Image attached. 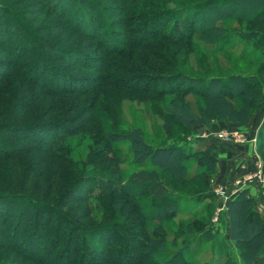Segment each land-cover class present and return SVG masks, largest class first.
<instances>
[{
  "label": "trees",
  "instance_id": "16d2710c",
  "mask_svg": "<svg viewBox=\"0 0 264 264\" xmlns=\"http://www.w3.org/2000/svg\"><path fill=\"white\" fill-rule=\"evenodd\" d=\"M42 1L46 5L45 0ZM121 1L126 4L141 2V6L129 20L115 22L122 31L114 30L112 27L106 30L108 46L104 48L106 51L117 49L121 45H129L136 50L148 52V48L152 46L147 44V40L158 39L165 45L177 47L172 53L173 57L181 53L182 47L186 52H191L194 48L192 37L197 36L199 41L204 43L200 47L202 50L217 48L218 44H224L234 38L250 45L253 51L257 52L255 62L251 64L255 67L252 74H228L208 78L185 76L176 69L173 70L172 63L166 59L167 57L164 55L161 57L157 65L172 69L171 72L150 76L149 79L158 85L155 88V95L174 97L163 111L162 118L174 123L179 132L180 130L189 132L195 126H200L201 131L208 130L218 121L246 124L252 114L260 109L264 98V0H187L182 4L180 2L164 8L169 0H152L158 5L156 8L147 0ZM75 2L81 4L87 3V0ZM145 7L155 10L147 13L144 12ZM90 8H93L97 17L101 18L102 11L100 12L99 8L86 5L81 10L84 12V9H87L88 13V10H92ZM9 9L0 4V47L4 52L9 51V43L12 40V37L8 40V33L12 32L10 27L15 25L23 29L18 24L20 20L10 13ZM66 9L64 7L60 9L61 17L65 16ZM110 10H117L115 15H122L125 11L122 7L109 6L105 8V13H109ZM80 17L83 21L81 28L72 26L70 30H74L86 40L100 43L101 36L97 34L93 16L90 17L88 13L85 17V14L81 13ZM65 21L67 24V20ZM228 21L238 23V27L222 28L221 24ZM139 22L140 26H134ZM99 34L103 35V32ZM114 38L118 40V44ZM43 42H47L55 54L72 53L76 54L74 56L76 58L83 54L81 49L73 45L46 38ZM114 44L116 45L113 46ZM155 47L158 51L161 50ZM162 50L165 55L169 53L166 48ZM109 54L114 52L111 51ZM143 56L149 57L146 53ZM24 57L18 55L17 61L20 62ZM68 57L71 58L70 55ZM48 67L59 71L51 65ZM14 68L11 61L0 58V69L7 71L5 75L0 74V87L3 86L2 90L0 89V94L3 95L0 101L2 104L0 118H6L0 120V133L15 144L10 147L0 138V146H7V149L0 150V166L6 169V171L0 169L3 170L0 171L1 226L4 228L10 221L12 204L15 206L12 231L18 236L23 226L25 212L30 215L33 213L32 224L26 234L27 241L35 235L39 242L41 235L42 237L47 235L43 228L55 221L52 245L53 249L57 250L53 254L52 264H60L61 258L66 260L64 264H71V258L75 255L76 240L81 242V247L86 250H80L75 264H95L94 259L99 264H194L185 258L189 246L198 237L204 239L211 237L204 230L205 222L202 219L212 209L209 200L213 195L208 186L215 173V158L210 154L215 149L213 144L204 137H196L191 144L187 142L179 145L174 141L154 145L146 141L141 128L130 127L126 130L112 131L102 119L100 124L106 144L109 146L127 143L130 149V167L135 169L121 180L120 172L115 168L118 163L95 150L88 152L84 169L87 170L91 163H98V167L105 171V175L98 179L93 175L84 174L79 167L81 161L72 160L69 157V150L54 149L65 139L64 137L77 135V130L65 136L62 134L55 139L57 142L50 141L45 147H38L37 144L32 146L27 135L41 126L52 128V122L43 125L39 124L42 122L35 123L34 120L29 124L19 122L25 115L33 118L29 107L27 112L19 114L18 117L11 116V112L8 113L6 108L8 99L9 103L15 105L18 101L21 103L20 98L28 96L29 93L20 88L17 93H11L9 89L4 91L10 83V78L15 87L16 77L9 73L12 70H19ZM26 81L23 82L27 85L40 87L47 96L54 95L55 91L46 88L45 83L36 77L31 82ZM73 92L75 91L72 89H63L59 95ZM8 93L11 96H7ZM22 93L27 94L20 97ZM190 95L196 98L195 109H192L186 100ZM40 96L42 95L39 94ZM39 99L32 101V104H36ZM161 128V132H165V128L163 126ZM161 135L165 137L163 133ZM178 139L180 141L182 138L177 136L175 140ZM263 140L264 119L259 129L257 146L261 145L263 148ZM20 144L25 145L17 146ZM34 152L40 155L41 160L37 166L39 170L30 182L32 172L27 171L31 162L22 163L20 159ZM2 161H9V166L2 164ZM5 172H8V177L12 179L11 183L4 181ZM18 180H22L24 184L16 183ZM30 183L37 188L26 189L25 186H29ZM83 188L86 190V196L81 195ZM89 193L93 194L91 196L93 206L91 208L88 206L87 212L78 216V210L87 203ZM205 200L208 202L194 214L193 220L174 225L170 244L175 246L179 239L182 245L176 250L168 251L166 248L168 234L163 228V223H169L176 217L182 202L196 205ZM253 204L254 199L248 197L245 190L240 191L227 204L221 217L226 222L225 231L229 246L238 252L240 261L243 264H264V218L255 212ZM90 215L93 222L98 220L99 223L96 222L97 224L91 227L79 223L81 218L85 219ZM106 220L108 221L105 222ZM63 226L67 228L63 230ZM89 257L93 263L91 261L86 263ZM228 257L204 264H236ZM25 258L33 259L31 256Z\"/></svg>",
  "mask_w": 264,
  "mask_h": 264
},
{
  "label": "rangeland",
  "instance_id": "374dc122",
  "mask_svg": "<svg viewBox=\"0 0 264 264\" xmlns=\"http://www.w3.org/2000/svg\"><path fill=\"white\" fill-rule=\"evenodd\" d=\"M75 1L76 0H45V5L42 0H0V4L10 8L9 12L20 20L18 24L23 28L21 29L15 25L10 27L12 32L9 31L8 40H10V37H12V40L10 43L8 42L10 46L9 51L4 52L0 47V58L11 61L15 68L19 69L9 71V73H12L13 76L16 77L15 87H13V80L10 78V83L4 91L9 89L11 93H17L20 88V90H26L27 93L29 92L28 96L20 98L22 100L21 103H18V101L14 105V103H9L10 101L8 99V103H6L8 113L11 112V116L18 117L19 114L27 112V108L29 107V110L32 111L30 114H33L32 116L34 119L30 115H25L19 122L29 124V122L34 120L35 123L42 122L39 123L41 125L47 122H52L53 124L52 128L41 126L27 135L30 141L29 144L32 146L37 144L36 146L42 148L48 145L50 141L61 137L62 134L65 136L77 130V135L64 137L65 139L60 141L54 149L55 151H60L61 149L69 150V157L72 160L76 162L81 161L79 167H81V172L84 174L93 175L98 179L103 178L105 175V171L98 167V163H91L87 170L84 169L88 152L95 150H99L107 159L112 160L114 163H118L117 166L115 165V168L120 172L121 180L125 179L132 170L135 169L132 166L130 167V149L127 143L109 144V146L106 144L100 124L102 119L106 121V125L112 131L139 127L143 130L146 141L154 145L172 143L174 141L179 145H183L187 142L191 144L194 138L200 137V133L196 131L193 132L192 130L189 132L180 130L179 132V129L176 128L174 123L168 119L162 118L163 111L167 109L174 97L168 95L158 97L155 95V88H157L158 85L149 78L150 76L168 74L171 72L172 69L159 67L157 65V62H160L163 55L172 63L173 70L176 69L177 72L188 77H223L228 74H252L254 71L255 67L251 64L255 62L257 52L253 51L250 45L234 38L228 40L224 44H218L217 48L202 50L200 47L204 43L199 41L197 36H193L191 42L194 44V48L191 49V52H186L184 47H182V49H180L181 53L173 57L172 53L177 50V47L174 45H165V43L158 39L147 40V44L152 46L148 48V52L136 50L129 47V45H121L119 48L111 50L114 54H109L111 51H106L104 49L108 47L106 43V30L112 27L115 28L114 30L120 31L122 28L120 29V27L116 26L115 22H125V20H129L133 13L139 11L141 2L126 4L121 0H87V3L81 2V4H78ZM147 1L151 2L150 4L154 6L153 8L158 6L155 5L152 0ZM169 1L170 2L166 3L163 8L172 7L175 4H180V2L182 4V2L187 0ZM49 4H52L50 8L48 7ZM86 5L95 7V9L99 8L98 10L100 12L102 11L101 13L99 12L100 15H102L100 18L97 17L93 8H90L92 9L91 11L88 10L89 16H93L97 34L99 37L101 36L100 43L94 40H86L76 34L74 30H70L72 26L74 28H76V26L81 28V23L83 22L80 19L81 13H84L85 17L86 15L88 16L87 9H84V12L81 10V8L83 9ZM109 6L122 7L125 11L122 15H115L117 10H110V12L108 11L109 13H105V8ZM63 7L67 9L65 16L61 17L59 12ZM154 10L155 9H149L147 7L144 8V12L147 13L154 12ZM65 20H67V24ZM134 26H140V22L136 23ZM221 26L222 28L238 27V23L228 21L221 24ZM100 32H103V35H100ZM39 38L43 40L46 38L54 42L73 45L81 49L83 54H81V57L77 58L74 57L76 54L72 53L68 54L71 58H69L66 53L55 54L51 51L50 45L47 44V42H43V40H38ZM114 39L118 44V40L116 38ZM115 45L116 44L113 46ZM155 46L159 47L161 50L158 51ZM162 48L168 49L169 53L165 55ZM145 53L148 54L149 57L146 56L147 58H145L143 56ZM18 55H23L25 57L18 62ZM50 65L56 67L59 71L50 69L48 67ZM6 72L5 69H0V74L5 75ZM34 77L45 83L46 88L55 91L54 95L47 96L40 87H32L23 82L24 80H29L31 82V80H34ZM63 89H72L75 92L59 95ZM142 90H145V92L142 93ZM27 93H22L20 97ZM39 94L42 96L39 97ZM6 95L11 96L9 93ZM1 96L3 95L0 94V101L2 99ZM37 98H40L37 103L32 104V101ZM186 100L190 103L192 109H195L194 105L196 98L190 95ZM61 117L64 119L61 120ZM262 118L264 119V117ZM4 119L6 118H0V120ZM216 123L236 124L225 121H218L214 124ZM246 124H237L241 127L238 128L239 130L224 128L218 131H237L247 139L246 133L249 130L245 128ZM58 125L60 129H58ZM162 126L165 128V132H161ZM259 129L260 127L258 130L252 132L255 142H257ZM161 133L165 135L164 138ZM175 136H180L183 141L180 142L181 140L179 141V139L175 140ZM0 138L5 140L8 146H15L13 142L6 136H2L1 133ZM211 138L215 139L213 137H207L206 139L211 143ZM248 139L250 140L252 138ZM55 141L57 142V140ZM24 145L25 144H20L17 146L21 147ZM202 148L201 146L200 149ZM5 149H7L6 145L3 147L0 146V150ZM214 150H212L210 154L213 155ZM256 150L259 155L260 163L264 167V147L262 148L261 145L257 146L256 144ZM40 160V155L36 152L20 159L22 163L31 162L27 171L32 172L30 175V182L33 181L36 172L39 170L37 166L40 164ZM2 164L9 166L10 162L2 161ZM0 169L6 171L2 166H0ZM76 170L77 169H75V171ZM189 171L191 170L189 169ZM8 176V172H5L3 176L4 181L11 183L12 179ZM16 183L21 185L24 184L22 180H18ZM25 188L34 189L37 188V186L34 187L33 183H30V185L25 186ZM92 193L88 194L90 196H88V201L84 207L79 208L78 206V216L80 213L81 216L86 213L88 206L90 208L93 206L91 200ZM81 195L86 196V190L84 188ZM213 198L209 201L212 203L214 210L216 199ZM206 202H208V200L201 201L194 205L184 201L180 204L179 212L176 217L169 223H163V228L166 234H168L166 241V248L168 251L176 250L182 245V241L179 239H177L175 246L170 244L171 235L174 232V225L177 223L184 224L193 220L194 214ZM70 206L71 208L73 207V205ZM213 210L211 209L202 219L205 222L204 230H206L211 237L209 239L198 237L189 246L185 258L194 264H204L212 262L215 259L222 260L229 256L228 259H231L236 264H243L240 261L238 252L229 246L225 231L226 222L221 215L214 220ZM14 215L15 206L12 204L9 217L10 221L4 228L1 226L0 222V264H52V260L54 259L53 254L57 250L53 249L52 245L55 221H52L50 226L43 228V230L47 231V235L43 237L41 235L39 242L37 238H35V235L27 241L26 238L28 237H26V234L32 224L31 219L33 213L30 215L28 212H25V217L22 219L23 226L19 236L12 231ZM260 217L264 218V215H260ZM107 221L108 220L105 222ZM96 222L99 223L98 220H96ZM96 222H93V217L90 215V217L86 216L85 219L81 218L79 223L86 227H91L97 224ZM193 227H195V224ZM65 228L67 227L63 226V230ZM75 244V255L71 258V264H75L80 250L85 249L81 247V242L78 240H76ZM60 246L61 245H59V247ZM29 256L33 259L28 260L25 258ZM90 261L93 263L89 257L86 263ZM64 262L66 263V260L63 258L59 261L60 264H64ZM94 262L95 264H99L95 259Z\"/></svg>",
  "mask_w": 264,
  "mask_h": 264
},
{
  "label": "crops",
  "instance_id": "0c3cea01",
  "mask_svg": "<svg viewBox=\"0 0 264 264\" xmlns=\"http://www.w3.org/2000/svg\"><path fill=\"white\" fill-rule=\"evenodd\" d=\"M263 115L264 102L262 103L260 109L252 114L251 118L245 125V128L249 130L246 133L248 138H254L252 132H254V130H258L260 127L263 120L262 117H264ZM224 128L238 129L241 127L237 124L216 123L208 130L201 131L200 126H195L192 128V131H196L197 133L203 135L205 132L215 133L219 129ZM211 143H213V146L215 147L213 154L215 158V173L209 181V189L211 190L212 187L219 186L226 190L234 191L233 198L240 191L245 190L247 196L254 199L253 208L255 212L259 215H264V197L261 195V189L256 184L243 182L244 178L254 170L256 162L260 161L256 150V142L238 144L236 142L224 143L219 140L212 139Z\"/></svg>",
  "mask_w": 264,
  "mask_h": 264
},
{
  "label": "built area",
  "instance_id": "2783aa9c",
  "mask_svg": "<svg viewBox=\"0 0 264 264\" xmlns=\"http://www.w3.org/2000/svg\"><path fill=\"white\" fill-rule=\"evenodd\" d=\"M200 137H213L221 142H236L239 144L255 143L254 138L247 140L237 131L220 130L215 133L205 132L203 135L200 134ZM243 182L256 184L261 189V195L264 197V167L260 161L256 162L254 170L244 178ZM211 193L216 199L213 210L214 220H216L223 213L227 204L233 199L234 191H228L222 187L214 186L211 188Z\"/></svg>",
  "mask_w": 264,
  "mask_h": 264
}]
</instances>
